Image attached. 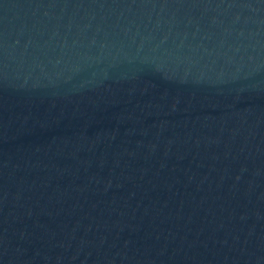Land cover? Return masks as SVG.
<instances>
[{
    "label": "water",
    "instance_id": "water-1",
    "mask_svg": "<svg viewBox=\"0 0 264 264\" xmlns=\"http://www.w3.org/2000/svg\"><path fill=\"white\" fill-rule=\"evenodd\" d=\"M0 264H264V0H0Z\"/></svg>",
    "mask_w": 264,
    "mask_h": 264
}]
</instances>
